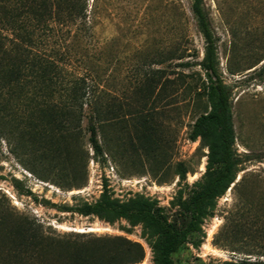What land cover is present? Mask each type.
<instances>
[{
	"label": "rangeland",
	"instance_id": "374dc122",
	"mask_svg": "<svg viewBox=\"0 0 264 264\" xmlns=\"http://www.w3.org/2000/svg\"><path fill=\"white\" fill-rule=\"evenodd\" d=\"M88 5L90 35L78 41L60 35L51 45L66 54V68L75 76L98 84V93L117 97L116 117L99 129L104 155L95 156L88 140L89 109L81 124L82 147H63L72 153L63 156V168L85 178L82 188L40 180L0 140V218L8 224L6 229L0 223V264H59L61 251L76 246L119 252L117 262L129 257L127 246H141L144 259L136 264H157L159 236L143 224L63 208L95 203L107 185L121 202L149 200L182 230L192 198L213 170L212 126L191 139L197 119L211 111L206 43L192 1L89 0ZM204 9L216 40L218 71L232 89L234 150L240 160L235 184L245 179L257 198L264 192V79L258 76L264 61L247 67L253 55L264 52V0H204ZM53 178L65 180L60 173ZM235 184L207 208L201 229L173 255L174 264L264 262V237L239 236L232 243L219 237L240 192L247 194Z\"/></svg>",
	"mask_w": 264,
	"mask_h": 264
},
{
	"label": "trees",
	"instance_id": "16d2710c",
	"mask_svg": "<svg viewBox=\"0 0 264 264\" xmlns=\"http://www.w3.org/2000/svg\"><path fill=\"white\" fill-rule=\"evenodd\" d=\"M191 1V11L206 43L203 68L210 82L208 99L211 103V111L200 115L193 125L191 139L202 136L206 127L212 126L209 164L213 170L190 202L188 224L182 230L177 229L143 197L128 202L114 199L107 185L95 203L62 210L85 217L113 216L143 224L159 236L154 244L157 264H174L173 255L201 229L207 208L235 184L240 165L234 150L232 89L218 71L216 40L204 0ZM88 4L89 0H0V140L5 141L9 152L40 180L69 190L85 186V178L71 176L64 170L62 160L71 153L64 150L66 145L82 147L79 145L83 139L81 124L87 109L90 111L88 140L95 156L104 155L99 129L116 117L113 105L117 97L100 94L98 84L90 85L87 78L75 76L66 68V54L51 45L60 35L73 36L77 41L90 35ZM250 61L247 69L255 68L264 61V52L253 55ZM156 71L154 74L158 73ZM258 76L264 79V63ZM104 143L109 144L108 140ZM59 173L65 179L62 183L53 178ZM242 180L234 187L247 188L245 179ZM245 190L247 194L240 192L221 230L219 237H223V241L232 243L233 238L239 236L264 237V192L256 198L254 188ZM0 223L8 228L3 218ZM127 248L129 257L123 262H117L119 252L95 250L93 246L65 248L57 260L65 263L66 257L69 264H136L144 259L141 246Z\"/></svg>",
	"mask_w": 264,
	"mask_h": 264
}]
</instances>
